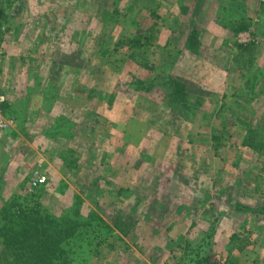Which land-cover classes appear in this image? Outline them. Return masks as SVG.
Wrapping results in <instances>:
<instances>
[{"label":"rangeland","instance_id":"obj_1","mask_svg":"<svg viewBox=\"0 0 264 264\" xmlns=\"http://www.w3.org/2000/svg\"><path fill=\"white\" fill-rule=\"evenodd\" d=\"M22 1L1 66L75 112L0 152V264H34L1 236L39 210L77 224L57 264H264V0Z\"/></svg>","mask_w":264,"mask_h":264},{"label":"crops","instance_id":"obj_2","mask_svg":"<svg viewBox=\"0 0 264 264\" xmlns=\"http://www.w3.org/2000/svg\"><path fill=\"white\" fill-rule=\"evenodd\" d=\"M22 2L26 3V0ZM13 51L12 47L8 52L9 56L4 58L1 66L0 91L7 90V94H9L7 102L2 106V115L11 121V125L5 130L0 129V136L7 137L5 144H0V152L14 146L16 150L22 147L21 151H17L20 153L28 147H33L31 146L34 143L33 137H29L32 132H40L41 130L47 132L49 128H57L60 122L59 118L64 116L71 119V111L74 108H72L71 104L73 103L71 101H69L70 108H63L65 107L63 104L65 100L62 98V93L56 92V95H50L39 89V80L32 81L27 75L26 69L21 72V79H18L19 75L14 76L11 69L16 63L14 59L12 60ZM17 155L21 156V154ZM214 241L216 242V240Z\"/></svg>","mask_w":264,"mask_h":264},{"label":"trees","instance_id":"obj_3","mask_svg":"<svg viewBox=\"0 0 264 264\" xmlns=\"http://www.w3.org/2000/svg\"><path fill=\"white\" fill-rule=\"evenodd\" d=\"M184 91L182 85L175 83L171 93L175 97H181ZM170 103L173 105L174 101ZM172 109L175 110L176 107L172 106ZM43 214L44 212L39 210L36 212L35 216H31L28 222L24 219L21 224L17 225V228H3L5 233L1 236V245H3V249L5 247L8 250L15 251L17 255L13 256L15 260H21L20 257H23L29 262H34V264H57L59 259L61 260L64 258L65 253L62 251L61 244L64 240L71 237L73 233L78 231L77 224L71 226L65 223L63 226L58 227V225L52 221L47 223L50 217H46ZM81 225L85 226L86 224ZM202 246L195 254H192L191 251L187 252L181 260L187 255L188 260L185 261L186 264H209L205 254L206 247ZM244 247L245 243L239 250L242 251ZM224 264L238 263L235 258H228Z\"/></svg>","mask_w":264,"mask_h":264},{"label":"built area","instance_id":"obj_4","mask_svg":"<svg viewBox=\"0 0 264 264\" xmlns=\"http://www.w3.org/2000/svg\"><path fill=\"white\" fill-rule=\"evenodd\" d=\"M1 58L2 57H1V51H0V70H1V62H2ZM4 102H5V97H4V95L0 94V129L5 130L11 125V121L2 117L1 111H2V105ZM43 181H44V179H41V180L38 179L39 183H41Z\"/></svg>","mask_w":264,"mask_h":264}]
</instances>
